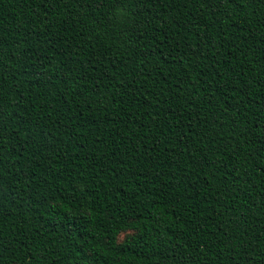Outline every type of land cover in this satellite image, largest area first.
I'll use <instances>...</instances> for the list:
<instances>
[{"label":"trees","instance_id":"trees-1","mask_svg":"<svg viewBox=\"0 0 264 264\" xmlns=\"http://www.w3.org/2000/svg\"><path fill=\"white\" fill-rule=\"evenodd\" d=\"M0 264H264V0H0Z\"/></svg>","mask_w":264,"mask_h":264}]
</instances>
